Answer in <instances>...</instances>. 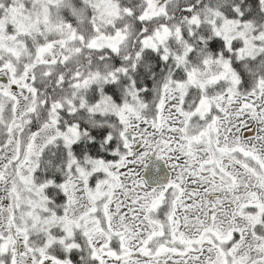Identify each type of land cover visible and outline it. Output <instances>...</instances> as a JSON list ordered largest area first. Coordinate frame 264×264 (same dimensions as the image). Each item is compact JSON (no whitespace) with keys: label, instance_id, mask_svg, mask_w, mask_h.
I'll return each mask as SVG.
<instances>
[{"label":"snow or ice","instance_id":"snow-or-ice-1","mask_svg":"<svg viewBox=\"0 0 264 264\" xmlns=\"http://www.w3.org/2000/svg\"><path fill=\"white\" fill-rule=\"evenodd\" d=\"M0 264H264V0H0Z\"/></svg>","mask_w":264,"mask_h":264}]
</instances>
